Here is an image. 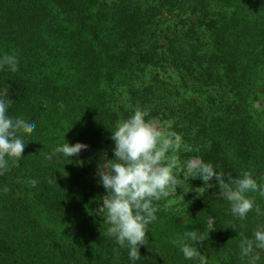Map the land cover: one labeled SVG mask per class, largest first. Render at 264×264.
<instances>
[{"label":"trees","instance_id":"16d2710c","mask_svg":"<svg viewBox=\"0 0 264 264\" xmlns=\"http://www.w3.org/2000/svg\"><path fill=\"white\" fill-rule=\"evenodd\" d=\"M5 54L19 60L17 72L0 70L9 115L36 129L19 165L0 174V264H131L92 211L105 194L95 173L103 152L112 158L110 131L136 108L179 135L183 179L155 202L136 264H192L173 243L191 229L209 264H240L239 243L264 216L234 217L218 188L195 191L202 181L184 165L198 158L264 183V0H0ZM64 136L87 150L46 160Z\"/></svg>","mask_w":264,"mask_h":264},{"label":"clouds","instance_id":"9594fccd","mask_svg":"<svg viewBox=\"0 0 264 264\" xmlns=\"http://www.w3.org/2000/svg\"><path fill=\"white\" fill-rule=\"evenodd\" d=\"M18 66L16 55L0 56V70L6 68L15 73L19 70ZM11 104L6 92L0 91V174L7 172L10 166L19 165L29 144L24 134L36 129L35 121L10 116ZM148 116L147 110L136 108L127 119L117 122L114 130L110 131L114 145L112 158L107 159V152H103L95 173L105 194L99 198V207L92 211L93 215L103 218L108 225L106 235L114 239L120 248L127 249L131 264L141 260L139 249L148 245V225L157 219L155 202L175 195L183 184V179L173 172L177 157L169 155L170 151L175 153L179 148V135L175 132L165 135L146 119ZM63 141L50 153H45L44 158L49 161L53 158L70 160L88 148V145L79 142L70 144L65 136ZM184 166L193 179L202 181V186L195 191L207 192L209 188H218L219 191L213 195L230 203V212L234 217L244 220L253 210L257 216H264V209L247 195L258 193L264 198V183H258L251 172L244 171L233 177L198 158L185 162ZM213 179L215 184L211 183ZM26 182L31 187L37 185L35 179ZM7 190L4 188V191ZM210 219L214 222V218ZM240 227L236 224L231 226L233 231ZM204 241V235L198 229H191L184 232L181 241L173 243H178L184 260L192 264H209L206 254L199 251ZM262 253L264 224H258L252 238L240 241L237 254L240 264H260Z\"/></svg>","mask_w":264,"mask_h":264},{"label":"rangeland","instance_id":"374dc122","mask_svg":"<svg viewBox=\"0 0 264 264\" xmlns=\"http://www.w3.org/2000/svg\"><path fill=\"white\" fill-rule=\"evenodd\" d=\"M167 19H170L169 14H167V16L165 17L164 20L166 21ZM166 26L169 27V23H166ZM152 123H153V125L155 127H157L158 129H160L165 135L168 133L167 125H165V124H163L161 122H158V121H154ZM169 155H172V152L171 151L169 152ZM176 167H177V165H176ZM178 171H179V168L178 169H175V168L173 169V172H174L175 175H176V173Z\"/></svg>","mask_w":264,"mask_h":264}]
</instances>
